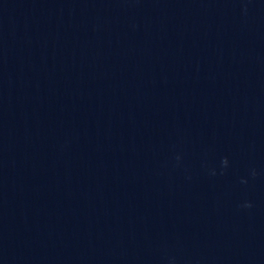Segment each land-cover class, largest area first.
<instances>
[{
  "label": "water",
  "instance_id": "obj_1",
  "mask_svg": "<svg viewBox=\"0 0 264 264\" xmlns=\"http://www.w3.org/2000/svg\"><path fill=\"white\" fill-rule=\"evenodd\" d=\"M0 264H264V0H0Z\"/></svg>",
  "mask_w": 264,
  "mask_h": 264
}]
</instances>
